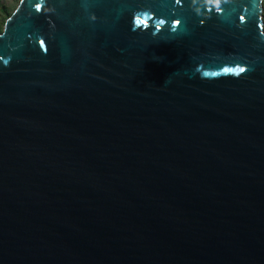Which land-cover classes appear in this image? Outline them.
<instances>
[{
    "label": "water",
    "instance_id": "95a60500",
    "mask_svg": "<svg viewBox=\"0 0 264 264\" xmlns=\"http://www.w3.org/2000/svg\"><path fill=\"white\" fill-rule=\"evenodd\" d=\"M262 1H21L0 264H264Z\"/></svg>",
    "mask_w": 264,
    "mask_h": 264
},
{
    "label": "rangeland",
    "instance_id": "374dc122",
    "mask_svg": "<svg viewBox=\"0 0 264 264\" xmlns=\"http://www.w3.org/2000/svg\"><path fill=\"white\" fill-rule=\"evenodd\" d=\"M22 0H0V33L3 31L7 19L17 10ZM264 27V0L262 1Z\"/></svg>",
    "mask_w": 264,
    "mask_h": 264
},
{
    "label": "snow or ice",
    "instance_id": "6c2138e0",
    "mask_svg": "<svg viewBox=\"0 0 264 264\" xmlns=\"http://www.w3.org/2000/svg\"><path fill=\"white\" fill-rule=\"evenodd\" d=\"M42 6L41 5H37V8L40 9ZM240 71H244V69H241Z\"/></svg>",
    "mask_w": 264,
    "mask_h": 264
}]
</instances>
